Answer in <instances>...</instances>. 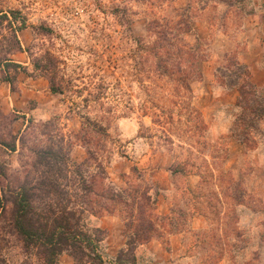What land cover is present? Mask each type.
Wrapping results in <instances>:
<instances>
[{
  "label": "rangeland",
  "instance_id": "374dc122",
  "mask_svg": "<svg viewBox=\"0 0 264 264\" xmlns=\"http://www.w3.org/2000/svg\"><path fill=\"white\" fill-rule=\"evenodd\" d=\"M222 1L236 4L234 17L230 14L227 21L236 49L218 70L216 84L242 87L243 81L237 82L240 71L230 60L235 56L243 65L238 54L250 47L254 55L249 61L257 59L264 67V9L261 19L249 17L256 10L254 1L264 0H0V9L8 16L0 20V59L14 63L0 67V264H49L43 248L26 241L16 226L21 190L27 191L33 205L32 227L45 223L51 227L54 219L73 213L72 223L79 221L73 230L101 237L93 232L92 216L115 211L133 242L131 207L120 203L107 179L128 165L132 166L128 189L140 188L141 194L143 188H152L151 174L137 165L128 149L137 138L150 146L146 153L151 159L157 154V165L184 168L175 175L184 199L189 198V177L200 175L204 208L219 211V182L214 181L218 177L227 196L240 190L237 196L243 195L244 203L263 211L264 116L250 128L253 142L242 156L241 177L235 180L240 160H227L228 139L214 143L197 102L199 94H206L198 83V70L212 53L213 39L192 44L187 39L190 32L183 35L201 59L192 60L186 81L174 66L175 57L165 53L166 40L179 23L191 20L203 5ZM216 4H212L216 11L209 14L212 20L226 18L225 7L219 10ZM185 66L182 63L180 70ZM259 89L264 97V88ZM190 109L198 110L206 128L199 126ZM219 111L234 119L232 130L243 132L237 122L242 110ZM221 123L226 124L223 119ZM123 128L136 137L124 138ZM88 186L94 194L86 191ZM136 219V225H148L143 215ZM213 225L216 229L217 223ZM240 234L237 243L229 239L237 245L235 250L231 247L235 264H264V228L255 235L242 230ZM252 236L258 245L254 252L249 249ZM76 251L78 260L64 251L58 264L66 253L74 264H96L89 249Z\"/></svg>",
  "mask_w": 264,
  "mask_h": 264
},
{
  "label": "crops",
  "instance_id": "0c3cea01",
  "mask_svg": "<svg viewBox=\"0 0 264 264\" xmlns=\"http://www.w3.org/2000/svg\"><path fill=\"white\" fill-rule=\"evenodd\" d=\"M263 2L264 1H254L256 10L250 14V20L261 19V8L264 9V5H262L264 4ZM212 4L206 6L203 5L200 13H196L192 17V31L187 35V39L192 44H202L203 39L207 37H211L213 39L211 42L212 53L207 59L200 63L201 78L198 80L200 81L198 83L204 87L206 94H199L197 102L201 104L203 117L210 126L209 134H212V136L216 138L214 139V143L220 142L216 141L218 139L221 141L223 139H228L229 144L227 160L231 158L233 163H236L237 159L240 160V167L238 169H234L236 174L235 180H239L242 172L241 164H243L241 159L246 153V147L232 136L231 125L234 119L230 116L221 115V112L219 111L220 108H234L239 98V92L238 88L235 86L232 88L216 84V74L218 73V70L222 68L226 57L233 53L236 49V40L232 33L234 31H232L227 22L228 20H231V17L229 16L233 15L234 17L235 13L233 12V8H236V4H231V2L227 1H222L218 5L216 4L219 10H222V7H225L223 10L224 14H226V18H215L217 22L212 20V17L209 15L210 12L214 13L216 11H213L214 7ZM253 55L254 54L251 48L248 47V49L240 51L238 57L243 65L247 66L251 70L252 82H254L257 87L264 88V67L262 65V61H258L256 59L255 61L250 62L249 60L252 59ZM209 102L210 104L207 106L206 103ZM222 119L223 122H226V124L221 123ZM224 126L226 127L223 128ZM122 135L124 138L129 139L136 137L133 131L132 133H129L124 128L122 129ZM145 147L147 148L146 150ZM149 148L150 146L144 142L143 138H137L128 149H130L129 152H131V158H134V156L137 158V165L142 166L144 171L151 174L152 188L150 194L154 198H157L155 213L158 216H167L177 206L187 208L185 205L186 203L184 202L185 200L182 196L184 192L180 190L177 185L178 180L176 179L175 181L176 176L172 175L170 169L171 167H169V165L168 167L157 165V160L155 159L157 154H154V158L151 159V155L146 153ZM152 163L155 165H152ZM127 166L124 170L122 169L123 171L121 170L117 173L112 172L111 177L107 179L112 190L116 193H124L128 189L126 178L130 175L132 166ZM115 177L118 178L116 180H120L122 185H124L122 186L115 183ZM200 179L201 177L199 175L189 177V180L187 181L189 183L186 184V190L188 191L189 196L192 194L191 192L198 190L201 182ZM247 193L248 192L245 193V196L248 195ZM219 200L220 205L222 202L219 221L220 237L224 242H230L229 239H233V242L237 243L239 238H232V235L229 234V236H227L225 233H228V226L225 224V218L227 216L226 214L228 208H230L229 204H227L221 194L219 195ZM235 208L238 214V221L235 226L242 231H248V233L252 235L260 233V230L264 228V209L263 211H258L253 207L250 208L247 204H238ZM189 215L190 217L188 223L184 226V228H181L179 232L168 235L167 238L169 248L164 245V240L157 235L153 236L147 243L139 245L135 252L137 263L211 264V255H216V253L209 250L205 256L198 254L196 251L197 241L194 234L198 232H208L213 228V222L206 216L195 211H191V209H189ZM92 219L95 228H100L106 232V237L99 243L98 251L100 255L102 256L105 264H115L119 251L126 246V236L123 231L124 220L119 213H115V211L102 216L93 215ZM252 240V242L248 243L249 249L254 252L257 245L255 236L254 238L252 236ZM223 252L224 255L219 259L217 264H235L234 256L236 254L231 253L228 249H225ZM60 258L62 264L64 260L67 261L66 264H74L72 258L67 253L62 255Z\"/></svg>",
  "mask_w": 264,
  "mask_h": 264
},
{
  "label": "trees",
  "instance_id": "16d2710c",
  "mask_svg": "<svg viewBox=\"0 0 264 264\" xmlns=\"http://www.w3.org/2000/svg\"><path fill=\"white\" fill-rule=\"evenodd\" d=\"M4 18H8V16L4 14V11L0 9V20ZM191 22H192V18L191 20L188 19L185 20V22L183 23H179L177 25L178 29L175 30L176 33H170L168 39L166 40V43L169 44L168 47L169 49L166 50L165 53L169 55L167 56L168 58L175 57L174 64L176 65L174 66L178 68L179 72L183 73L184 75L183 79L185 81H186V73H188L191 70L190 65L192 64V62L195 59L198 62L201 60V59L199 60L196 54L197 48L195 46L186 44L183 37L184 34L192 31ZM228 58L229 56L226 57V61L228 60ZM230 61L233 63L235 67H237L238 71H240V74H238L237 76V82L239 83L243 81L242 87L240 86L241 88L235 83L231 84V86L233 87L234 86L238 87L239 90L240 95L235 105V108L242 110V113L239 115L237 122L240 121L239 122L240 127L243 128L242 129L243 132L241 134H238L236 129L232 130V136L237 140H239L242 144H244L246 150L247 149L249 150L250 144L251 142H253L250 139L251 136L250 128L258 120V118H261L262 115L264 116V97L261 89H259L256 85L252 83L251 70L247 66L242 65L236 59L235 56H233V59ZM182 63L186 64L185 66L186 69L184 70H180ZM11 64L14 63L10 59L7 58L0 59V67L1 66L9 67ZM199 70H198L197 79L201 78V71ZM7 81L9 80L7 79ZM183 83L185 82L183 81ZM184 87L190 92L189 86L187 87L184 84ZM52 91H55L53 86H52ZM190 110L191 113H195L196 115L195 117L199 122V126L204 129L206 124L203 122V120H201L200 113L198 112V110L196 109H190ZM239 123L236 124V127L239 125ZM12 150H16L14 145H12ZM170 169L173 176L184 170V168L181 169V167H180L181 170H179L178 165ZM200 177L203 180V177L202 176ZM214 181L216 183L219 182V184L218 183L216 184L218 189H220L219 195L221 194L225 199V201L227 202V204L230 203L229 205L231 206L230 208H228L226 214L227 216L225 218L226 219L225 224L228 226L227 228L228 233L227 232L225 233L227 234V236H229L230 234L233 235V237L238 238L241 236V234H240V229H238L237 226H235V224L238 221V214L236 212L235 207L238 204H246V202L244 203V199H243L244 196L239 195L241 196L239 198L237 196V193L240 190L237 189H234L235 191L232 190L233 191L232 197L230 195L227 196L226 192L222 190V187H220V182L222 180L216 177ZM201 189H202V185L200 184L197 191L191 192L192 194L189 196L188 200L184 199L187 208L183 206H179V207L177 206L167 216H158L155 213L157 198L156 197L154 198L150 194L151 191L150 187L143 188L141 194H140L141 191L140 188H136L133 190L130 187L125 191L126 195H128L127 198H125L124 195L125 192L115 193L116 197H119L120 203L124 201V203L127 206L131 207L129 213L131 219L129 230H130V234H132V236L134 237L132 242L131 241L132 238L130 239V236L127 235L126 231H124V235L127 237L128 241L126 242V246L119 251L115 264H138L135 253L137 247L141 244L147 243L155 235L160 236L164 240V245L167 248H169L168 238H167L168 235L179 232L181 228H184V226L187 225L190 217L189 209H191V211L200 213L206 216L208 219H210V221L217 223L216 229H210L208 232H198L194 234L195 239L197 241L196 248L201 250L200 253H203L202 256L207 255L209 250H211L212 252L214 251L216 255H211L210 260L212 261L211 264H217L219 262V259L222 258V256L224 255L223 251L225 249H228L230 252H232L231 250L232 247L235 250L237 246L236 244L235 245L231 244L228 241L224 242L220 237L219 221H220L221 209L219 211H216L215 213H213L208 209L206 210L201 201L203 199V195L201 196V192H200ZM86 191H88L89 194H94V188L92 186H88ZM199 198L200 201H197L196 199ZM228 198L230 199L229 203H228L229 201ZM196 201L200 202V205H198ZM130 202H132L133 204H130ZM139 202H141L140 203L142 204L141 206ZM231 202L234 204H231ZM217 203L218 206H220L221 208L222 202L220 205V200H217ZM254 209L257 210V208L255 207ZM32 210H33V205L29 200L27 191L21 190V192L18 195V201H17L16 226L18 228L20 235L26 241L39 245L40 247L43 248V255L45 256L46 261L49 264H58V258L64 251H67L75 260H78L79 257L76 250H78V252L81 253L83 252L82 250L84 249L90 250L91 257L94 261H96L95 262L96 264H105L102 256L98 251L99 243L105 238L104 234L106 232L104 230L100 228H94L93 231L99 235H102L103 237L102 236L96 237L95 235L92 234L93 235L92 236L91 234H87L84 231L73 230L72 227L74 226V224L75 223L77 225L79 224V221L77 220L74 221L75 222L74 224L72 223L71 220L75 219V214L73 213H67L65 217L59 220L54 219L53 220L54 224H52L51 227H48L47 223L39 224V225L33 223L34 225L32 227L29 225L30 224L29 222L32 221V219L29 217V214ZM136 215H138L139 217L143 215L146 218L147 220L146 223L148 225L145 227L142 226L140 227L136 225V221H137ZM27 225H29V227ZM66 247H69V249ZM85 255H87L88 257L90 256L89 254H85Z\"/></svg>",
  "mask_w": 264,
  "mask_h": 264
}]
</instances>
